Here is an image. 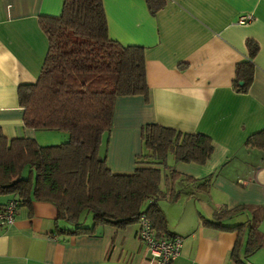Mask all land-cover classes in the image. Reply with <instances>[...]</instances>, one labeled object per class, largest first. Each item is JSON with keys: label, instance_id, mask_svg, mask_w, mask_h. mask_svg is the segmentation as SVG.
Returning a JSON list of instances; mask_svg holds the SVG:
<instances>
[{"label": "crops", "instance_id": "crops-1", "mask_svg": "<svg viewBox=\"0 0 264 264\" xmlns=\"http://www.w3.org/2000/svg\"><path fill=\"white\" fill-rule=\"evenodd\" d=\"M61 3L0 0V134L5 138L44 143L23 125L16 88L36 80L46 52L38 16H58ZM101 3L107 36L123 46L143 47L147 85L146 96L114 99L110 130L100 147L107 166L117 173L132 171L134 157L143 150L145 123L208 135L212 152L203 164L170 158L167 171L161 168L162 180L169 169L192 178L172 184L183 192L177 200L158 201L166 220L163 234L182 239L169 264H264V149L245 144L264 128V0H165L154 14L145 0ZM244 15L251 19L238 24ZM247 38L258 50L252 82L241 93L231 81L235 64L247 57ZM207 177L206 187L196 188ZM160 187L168 188L164 181ZM11 197L0 195V207ZM220 209L235 210L222 218L223 227L258 219L255 251L245 255V226L227 230L202 223L213 221ZM68 224L56 219L48 202L18 203L12 224L0 229V264H146L136 223L121 229L98 226L91 234L55 232L56 225L70 229ZM237 242L234 261L230 252Z\"/></svg>", "mask_w": 264, "mask_h": 264}, {"label": "trees", "instance_id": "trees-1", "mask_svg": "<svg viewBox=\"0 0 264 264\" xmlns=\"http://www.w3.org/2000/svg\"><path fill=\"white\" fill-rule=\"evenodd\" d=\"M145 2L154 14L165 0ZM37 23L47 48L36 80L16 88L22 122L34 130L61 131L66 138L41 145L34 138L8 139L0 134V195H11L21 205L50 203L56 219L72 225L70 229L56 225V233L91 234L103 225L121 229L136 223L143 212L156 237H169L163 234L166 220L158 201L177 200L183 192L172 184L192 178L169 169L163 180L168 188L163 190L161 168L167 166L168 155L173 162L203 164L212 152L210 137L145 123L140 127L143 150L134 157L132 171H111L100 154L102 139L110 130L117 96H146L143 47L123 46L107 36L101 0H62L58 16L40 15ZM244 44L247 57L235 64L231 81L232 88L241 93L252 82L258 50L252 39H245ZM245 144L264 149V128L250 134ZM207 181L208 177L197 182L196 188L203 190ZM82 211L91 214L90 225L80 221ZM234 211L220 209L213 221H201L222 228V218ZM257 223L252 218L223 228H247L248 255L260 244L255 237ZM237 244L230 252L234 261Z\"/></svg>", "mask_w": 264, "mask_h": 264}, {"label": "built area", "instance_id": "built-area-1", "mask_svg": "<svg viewBox=\"0 0 264 264\" xmlns=\"http://www.w3.org/2000/svg\"><path fill=\"white\" fill-rule=\"evenodd\" d=\"M250 19V15L240 16L237 23L244 24ZM16 206L17 200L11 197L0 207V229L12 224ZM136 224L137 238L144 244L148 255L146 264H169L178 256L182 246L181 237H156L150 220L143 212L138 214Z\"/></svg>", "mask_w": 264, "mask_h": 264}, {"label": "rangeland", "instance_id": "rangeland-1", "mask_svg": "<svg viewBox=\"0 0 264 264\" xmlns=\"http://www.w3.org/2000/svg\"><path fill=\"white\" fill-rule=\"evenodd\" d=\"M35 132H37V136L40 137L41 141L44 142V143H41L40 141L36 140L37 143L41 144V145H51V144H57V143H60L62 141H64L62 138L61 139V135L63 136V132L61 131H58V130H45V129H37ZM105 141V136H104V139H103V142ZM143 147V146H142ZM171 158V155H168L167 158H166V161L170 160ZM162 171H167V168H162ZM163 174V172H162ZM161 174V176H162ZM160 185H163V180H161L160 182ZM80 221L84 224V225H90L91 223V214L87 211H82L81 214H80ZM68 228L69 227H72V225L68 224L67 225ZM239 257L241 259H245L242 257L241 254H239Z\"/></svg>", "mask_w": 264, "mask_h": 264}]
</instances>
